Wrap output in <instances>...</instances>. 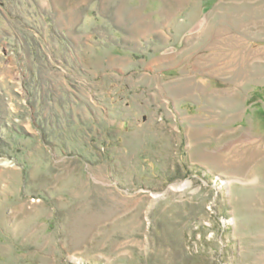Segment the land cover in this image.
Listing matches in <instances>:
<instances>
[{
	"label": "rangeland",
	"instance_id": "1",
	"mask_svg": "<svg viewBox=\"0 0 264 264\" xmlns=\"http://www.w3.org/2000/svg\"><path fill=\"white\" fill-rule=\"evenodd\" d=\"M0 264H264V0H0Z\"/></svg>",
	"mask_w": 264,
	"mask_h": 264
}]
</instances>
